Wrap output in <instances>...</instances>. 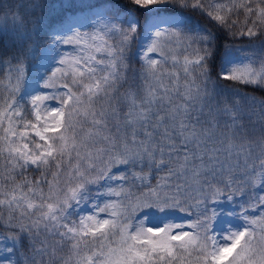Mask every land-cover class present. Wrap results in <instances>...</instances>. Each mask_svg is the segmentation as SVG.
<instances>
[{
  "label": "snow or ice",
  "instance_id": "6c2138e0",
  "mask_svg": "<svg viewBox=\"0 0 264 264\" xmlns=\"http://www.w3.org/2000/svg\"><path fill=\"white\" fill-rule=\"evenodd\" d=\"M52 11L0 0V264H264V96L229 87L264 92V0Z\"/></svg>",
  "mask_w": 264,
  "mask_h": 264
},
{
  "label": "trees",
  "instance_id": "16d2710c",
  "mask_svg": "<svg viewBox=\"0 0 264 264\" xmlns=\"http://www.w3.org/2000/svg\"><path fill=\"white\" fill-rule=\"evenodd\" d=\"M62 2V0H52L53 3V11H52V15L55 16L57 14V12L59 11V5ZM85 2H87V0H85ZM79 3V0H77V4ZM240 20H243V16H241L239 18ZM253 44L256 45L258 47V40L257 41H247V40H237L234 42V51L236 52L237 56L243 55L244 52L249 51L250 49L247 47L249 44ZM243 46V47H242ZM239 49V50H237ZM223 52V49H221V53ZM130 65L132 68H139V63L137 62L135 57H132L129 61ZM125 87H127V85H125ZM230 88L235 89V90H239L242 92H247L249 94H255L256 96H264V92H260L258 90H254L252 88H246L242 85H236V84H230L229 85ZM121 91H124L123 88H121ZM22 252L27 251V248H22L21 249Z\"/></svg>",
  "mask_w": 264,
  "mask_h": 264
},
{
  "label": "rangeland",
  "instance_id": "374dc122",
  "mask_svg": "<svg viewBox=\"0 0 264 264\" xmlns=\"http://www.w3.org/2000/svg\"><path fill=\"white\" fill-rule=\"evenodd\" d=\"M91 16V13L84 11V12H77L75 19L80 22L83 23L85 25H87L88 23H90L89 17ZM27 86L28 87H32V81L28 80L27 81ZM53 106H55V102H52Z\"/></svg>",
  "mask_w": 264,
  "mask_h": 264
}]
</instances>
